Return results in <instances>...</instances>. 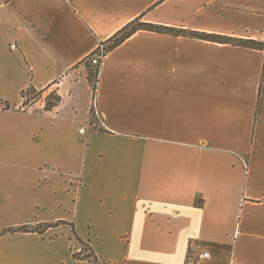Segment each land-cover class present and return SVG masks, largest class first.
I'll return each mask as SVG.
<instances>
[{"label": "crops", "instance_id": "crops-1", "mask_svg": "<svg viewBox=\"0 0 264 264\" xmlns=\"http://www.w3.org/2000/svg\"><path fill=\"white\" fill-rule=\"evenodd\" d=\"M135 20L264 43V0H0V232L53 225L0 264H264V50L138 30L93 99Z\"/></svg>", "mask_w": 264, "mask_h": 264}, {"label": "trees", "instance_id": "trees-1", "mask_svg": "<svg viewBox=\"0 0 264 264\" xmlns=\"http://www.w3.org/2000/svg\"><path fill=\"white\" fill-rule=\"evenodd\" d=\"M138 30H147L152 31L156 33H164V34H170V35H186L191 38L206 40V41H213V42H219V43H229L233 45H238L242 47H248V48H256V49H262L264 50V43H260L253 40H245V39H232L230 37L215 35V34H209V33H202V32H186V31H180L169 27L164 26H155L147 23H142L139 20L132 21L128 25H126L121 31H119L116 35H114L110 40V45L107 49V51H110L114 47L121 44L124 40L129 38L131 35H133ZM92 98H95V92H96V84L95 88L93 90ZM22 96H24V93H22ZM27 101H24V104ZM92 113V109H91ZM51 224H39L36 226H30V225H22L19 227H12L7 228L0 232V236L6 233H15V232H38L41 233L44 230H46L49 227H52ZM76 239L80 242V245L82 247L81 253H75L74 257L78 260H93L95 264L97 263V260L95 259V256L92 252V250L86 245L84 242L78 239L75 232L73 233Z\"/></svg>", "mask_w": 264, "mask_h": 264}, {"label": "built area", "instance_id": "built-area-1", "mask_svg": "<svg viewBox=\"0 0 264 264\" xmlns=\"http://www.w3.org/2000/svg\"><path fill=\"white\" fill-rule=\"evenodd\" d=\"M109 47V44L102 43L100 46L94 51L89 57L88 62L90 65L95 67L97 69L96 75L98 74V70L101 64L102 59L107 54V49ZM26 100V99H25ZM92 117L94 118L95 124L101 125L103 127L104 125L101 122L100 115L97 113V111L92 109ZM74 254L81 253L82 248L78 247L74 249ZM210 258V253L207 252L205 249L200 248L198 245H191L188 248V256L186 260V264H198L199 262L208 260Z\"/></svg>", "mask_w": 264, "mask_h": 264}, {"label": "rangeland", "instance_id": "rangeland-1", "mask_svg": "<svg viewBox=\"0 0 264 264\" xmlns=\"http://www.w3.org/2000/svg\"><path fill=\"white\" fill-rule=\"evenodd\" d=\"M95 84H96V71H93L92 78L90 80V88H91L92 94L94 92L93 90L95 88ZM34 93L35 92L33 91V92H29V93L24 94V100L25 99H27L29 101L33 100V102H38L39 100H41L40 94H38V93L34 94ZM45 100H46V104L48 106H52V105H54L56 103V100H58V99H57L56 96H52L51 95V96L47 97ZM91 122H93L95 124L93 117L91 118Z\"/></svg>", "mask_w": 264, "mask_h": 264}]
</instances>
